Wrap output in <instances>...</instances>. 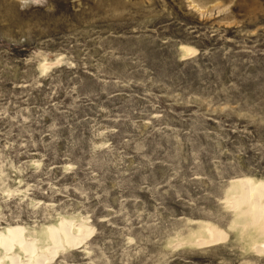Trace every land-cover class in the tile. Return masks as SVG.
Masks as SVG:
<instances>
[{
    "label": "rangeland",
    "instance_id": "rangeland-1",
    "mask_svg": "<svg viewBox=\"0 0 264 264\" xmlns=\"http://www.w3.org/2000/svg\"><path fill=\"white\" fill-rule=\"evenodd\" d=\"M239 180L264 185V0H0V233L87 229L49 264H264Z\"/></svg>",
    "mask_w": 264,
    "mask_h": 264
},
{
    "label": "bare ground",
    "instance_id": "bare-ground-1",
    "mask_svg": "<svg viewBox=\"0 0 264 264\" xmlns=\"http://www.w3.org/2000/svg\"><path fill=\"white\" fill-rule=\"evenodd\" d=\"M236 184L245 194L244 201L249 202L253 219L256 222H264V207L259 203V196L264 193V185L258 184L253 187L250 181L244 180H239ZM205 234L211 238L217 236L209 229ZM87 237L88 231L84 227L79 226L73 231L70 223L61 220L57 227L45 229L43 241L47 248L41 249L38 253L34 248V240L26 238L22 228L10 227L0 233V264H49L59 250L64 247L76 248ZM261 248L264 250V247ZM16 249L20 254L15 252Z\"/></svg>",
    "mask_w": 264,
    "mask_h": 264
}]
</instances>
